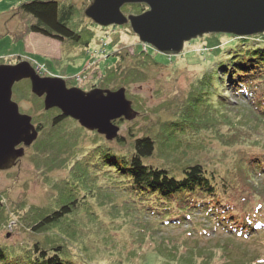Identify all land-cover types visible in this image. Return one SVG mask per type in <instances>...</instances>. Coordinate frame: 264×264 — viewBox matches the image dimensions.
I'll list each match as a JSON object with an SVG mask.
<instances>
[{
  "label": "rangeland",
  "instance_id": "1",
  "mask_svg": "<svg viewBox=\"0 0 264 264\" xmlns=\"http://www.w3.org/2000/svg\"><path fill=\"white\" fill-rule=\"evenodd\" d=\"M27 1L0 0V64L27 61L40 69L37 71L40 77H59L66 82L67 88L76 87L83 92L94 88L114 91L124 87L126 98L132 102L138 115L131 121H113L119 128L117 137L125 139L123 145H118L116 139L107 141L95 131L85 130L70 118L51 128V118L60 112L57 109L44 111L42 98L30 92L28 80L15 83L12 101L18 105L20 114L30 116L33 124L42 126L43 132L38 134L34 144L25 148L23 157L13 168L0 171V208L3 209L0 211L5 216L0 220V247L14 251L17 258L24 260L32 256L30 251L35 243L47 249L49 244L59 240L57 235L67 233L69 236L77 231L83 237L82 246L76 242L78 248H75L70 240L68 244L73 247L63 244V253L68 256L70 264H84L76 256L79 254L89 264H169L164 259L167 253L160 245L163 240L173 242L180 251L193 245L200 251L205 250V254L216 249L215 245L217 249L228 246L233 259L244 257L245 264H255L252 261L257 258L263 261L260 264H264L261 235L241 244V241L219 232L201 238L197 236L201 226L195 227L187 221L184 224L182 221L176 225L163 224L161 217L151 214V209L158 212V207L134 190L124 174L97 160L106 149L112 154L128 156L132 151L131 140L150 132L156 149L153 158L146 163L167 166L179 176L177 169L196 156L191 152L195 140H190L191 144L186 147L183 144L167 145L164 134L158 133L161 132L159 128H165L166 121L176 116L182 121L177 127L185 130L181 132L190 139L204 136L203 146L212 151L200 156L211 165L210 157L215 154V164L220 170L223 168L221 159H228L230 153L221 137L226 133L230 135L227 125L231 122L242 132L252 133L253 130L264 141V123L257 124L258 128L255 126L256 121H261L251 110L249 96L239 98L225 92L217 73L219 62L226 60L236 46L245 50L264 47V33L247 38L227 34L203 35L185 43L177 56H166L141 43L129 23L100 27L87 19L84 10L90 0H57L61 8L71 7L68 26L85 42L73 44L29 33L28 17L18 10L20 4ZM133 9L124 5L121 11L125 16L137 15ZM144 9L148 8L145 6ZM114 56L118 57L116 63H113ZM132 68L140 74L132 77ZM107 74L109 77L105 79ZM198 80H206L202 90L212 98L214 107L220 109L223 104L228 111L221 109L215 114L211 105L207 107L210 102L202 104L198 101L200 99H191V89ZM223 92L227 100L220 103ZM225 115L227 118L222 123ZM197 121L201 130L193 125L195 122L198 125ZM45 144L49 148V155L43 156L50 165L47 168L41 165L44 162L41 156L36 155L44 151ZM55 156L56 159L52 160ZM76 163L86 166L82 170L74 169ZM69 202L74 203V212L67 215L59 227L40 234L31 230L41 216ZM198 218L194 216L195 221ZM215 253L219 257L220 251L215 250ZM200 261L203 262L198 258L197 263ZM205 262L215 264V259ZM8 264H18V261Z\"/></svg>",
  "mask_w": 264,
  "mask_h": 264
},
{
  "label": "trees",
  "instance_id": "2",
  "mask_svg": "<svg viewBox=\"0 0 264 264\" xmlns=\"http://www.w3.org/2000/svg\"><path fill=\"white\" fill-rule=\"evenodd\" d=\"M129 6L135 8L133 9L135 14L145 10L143 4ZM18 10L28 17L26 26L29 33L39 34L60 42L69 41L73 44H85L82 42V36L68 26L72 16L70 6L61 8L57 0H29L20 4ZM230 51L226 60H221L217 65L220 82L225 88V92H231L233 96L239 98L249 96L251 110L257 115L256 119L261 121L255 122V126L258 128L257 124L264 123V47L259 46L256 49L245 50L236 46L234 51ZM113 58L115 61H111L116 63L118 57L114 56ZM137 74H140L138 70L132 68L130 75L135 77ZM108 77L107 74L105 79ZM205 81H197L198 84L191 89V99H200L198 101L202 104H206L207 101L210 102L207 107L211 105L213 108L211 110L215 114L221 109H225V112L228 111V107L223 106V104H221L220 109L214 107L211 102L212 98L208 97V94L202 90ZM225 92H223L222 99L219 100L220 103L227 100ZM201 116L198 115V117ZM225 118H227L226 115L222 123ZM64 119L60 114L52 117L50 127L58 126ZM181 122L180 118L176 116L166 121L165 128H159L161 132L158 131V133L164 134L167 145L183 144L186 147L191 144L189 143L190 140H195L193 143L195 146L191 152L196 156L192 160L184 162L177 169L179 176L174 173L177 171H173L167 166L146 163L147 160L153 158L156 149L155 140L150 132L131 140L132 151L128 156L112 154L106 149L102 152L101 158L96 159L101 160V164H106L124 174L134 190L142 193L151 205L158 207V212H155L156 209H151V214L161 217L163 224L176 225V222L181 223L182 221L181 224H184L187 221L192 225L195 224V227L201 226L197 231V236L199 235L201 238L219 232L241 241V244L248 242L249 238L251 239L257 234L261 235L264 240V182H262L264 177V141H261L253 130L252 133L242 132L235 123L231 122L227 125L231 132L230 135L226 133L224 137H221L230 153L228 159H221L223 168L220 170L215 164V154L210 157L211 165H208L202 158L203 156H200L203 152L211 150L210 148L207 150L203 146L204 136L201 135V138L192 136L193 138L190 139L185 132H181L185 130L177 127ZM197 122L198 125L195 124L196 122L193 125L201 130V124L199 121ZM35 125L39 133L43 132L40 124ZM116 143L123 145L125 139L117 137ZM43 149V152L36 153V155L41 156L40 158L44 160L43 156L49 155L47 152L49 148L45 144ZM54 159L56 156L52 157V160ZM41 165L46 168L50 166L46 164L45 160ZM84 166L86 165L76 163L74 169L82 170ZM74 207V203L69 202L57 209L50 210L46 215L40 217L31 227V230L40 234L54 227H59V223L64 222V219L68 217L67 215L73 214ZM0 210L3 209L0 208ZM194 216H199V218L195 221ZM3 218L5 219L3 211H0V220L2 221ZM69 234L70 237L67 233L57 235L60 241L57 240V242L49 244L47 249L46 246H39L38 242L35 243L30 251L32 256H27L24 260L17 258L18 255L13 254L14 251H5L6 248L0 247V264H8L13 260H17L18 264H70L68 263V256L63 253V244H66L67 247L74 245L75 248H78L76 242L81 243V246L84 242L79 232ZM69 240L74 242L73 245L68 244ZM166 244L167 247H165ZM160 245L163 247L162 250L167 253L164 259L169 264H211L205 261L207 259L213 261V258L215 264H245L244 257H234L235 259L231 257L232 254L227 249L228 246H219L217 249L215 245L214 248L216 249H211L205 254V250L200 251L193 245L190 249L185 248L183 251H180L177 245L168 240H163ZM91 246L93 248L92 244ZM215 250L220 251L219 257H217L218 254L215 253ZM253 255L257 256V254ZM76 256L84 264L88 263L80 254ZM198 258H201L204 263L201 261L197 263ZM252 262L255 264L263 263L257 258Z\"/></svg>",
  "mask_w": 264,
  "mask_h": 264
},
{
  "label": "water",
  "instance_id": "3",
  "mask_svg": "<svg viewBox=\"0 0 264 264\" xmlns=\"http://www.w3.org/2000/svg\"><path fill=\"white\" fill-rule=\"evenodd\" d=\"M130 4L148 9L125 16L121 8ZM84 16L100 27L129 23L141 43L166 56H177L185 43L203 35L247 38L264 33V0H90ZM22 80H28L30 92L42 98L44 111L57 109L63 118L107 141L118 135L113 121H131L137 116L124 87L83 92L67 88L59 77H40L27 61L0 64V171L13 168L38 137L32 118L20 114L12 101V88Z\"/></svg>",
  "mask_w": 264,
  "mask_h": 264
},
{
  "label": "flooded vegetation",
  "instance_id": "4",
  "mask_svg": "<svg viewBox=\"0 0 264 264\" xmlns=\"http://www.w3.org/2000/svg\"><path fill=\"white\" fill-rule=\"evenodd\" d=\"M30 84V83H29ZM35 125V124H34ZM35 127H36V125H35ZM38 134H39V131H38Z\"/></svg>",
  "mask_w": 264,
  "mask_h": 264
},
{
  "label": "built area",
  "instance_id": "5",
  "mask_svg": "<svg viewBox=\"0 0 264 264\" xmlns=\"http://www.w3.org/2000/svg\"><path fill=\"white\" fill-rule=\"evenodd\" d=\"M37 70H40V69L37 68ZM42 71H43V70H42Z\"/></svg>",
  "mask_w": 264,
  "mask_h": 264
}]
</instances>
